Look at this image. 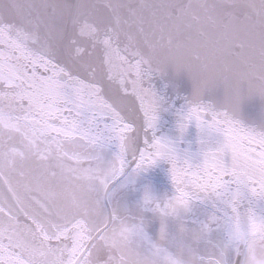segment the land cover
<instances>
[{"label": "snow or ice", "instance_id": "obj_1", "mask_svg": "<svg viewBox=\"0 0 264 264\" xmlns=\"http://www.w3.org/2000/svg\"><path fill=\"white\" fill-rule=\"evenodd\" d=\"M0 264H264V0H0Z\"/></svg>", "mask_w": 264, "mask_h": 264}]
</instances>
